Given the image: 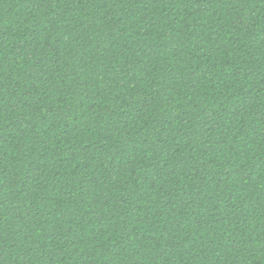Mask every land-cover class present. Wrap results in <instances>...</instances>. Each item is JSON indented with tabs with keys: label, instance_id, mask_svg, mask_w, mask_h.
<instances>
[{
	"label": "trees",
	"instance_id": "1",
	"mask_svg": "<svg viewBox=\"0 0 264 264\" xmlns=\"http://www.w3.org/2000/svg\"><path fill=\"white\" fill-rule=\"evenodd\" d=\"M0 264H264V0H0Z\"/></svg>",
	"mask_w": 264,
	"mask_h": 264
}]
</instances>
